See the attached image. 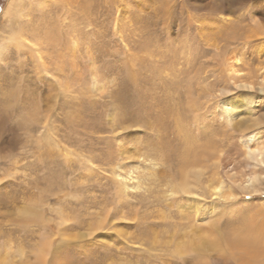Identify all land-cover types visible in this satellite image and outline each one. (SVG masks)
I'll use <instances>...</instances> for the list:
<instances>
[{"label":"rangeland","instance_id":"1","mask_svg":"<svg viewBox=\"0 0 264 264\" xmlns=\"http://www.w3.org/2000/svg\"><path fill=\"white\" fill-rule=\"evenodd\" d=\"M263 70L264 0H0V264H239Z\"/></svg>","mask_w":264,"mask_h":264},{"label":"bare ground","instance_id":"2","mask_svg":"<svg viewBox=\"0 0 264 264\" xmlns=\"http://www.w3.org/2000/svg\"><path fill=\"white\" fill-rule=\"evenodd\" d=\"M229 64H230L229 65L230 71H234L231 66V63ZM261 80L262 83L264 84V70L261 74ZM237 109H238V105L236 104L235 101H232L230 104H228V107L225 110L231 119V123L234 125H239L242 121V118L240 117V113H237ZM244 114L248 115V112H245ZM251 138L252 137H250V139ZM241 150L242 152L240 155L246 157L245 160H247L249 158H254L257 155L262 154L264 152V145L263 144L259 145L256 143L250 145L249 142L247 141L243 143ZM232 161L233 160H231L230 158H226L222 162L223 164L222 166L228 167L229 165L232 164ZM246 177L249 185L255 183L256 177L254 175H250L248 173L246 174ZM184 178L186 177L184 176ZM184 180L185 179H183L182 181ZM220 187L221 185H215V187H213V191L215 193L216 192L218 193ZM179 189L185 193H192L190 185L187 182L185 183L183 182L181 186H179ZM260 220L261 222L258 224L260 228L257 229V231L252 230L257 225V222L254 223L256 221L255 218H253L249 222H247V220L245 221V223H250L248 224L250 228H245L241 225H238L237 227L232 228V230L228 234L226 233L222 234L221 232L217 231L219 234H221V236L225 238V242H227L222 247L216 246V244L213 242H208V243L206 242L205 244L200 243L198 244V246L190 245V248L188 250H193L194 252L196 250H199L196 252L203 253L205 252V250H207V248L210 247L218 251L220 250V252L222 251L223 253L226 252L228 253V255H231L234 252V250H239L242 252L241 257H237L235 255L231 256V257H237L240 260L239 264H264V217ZM223 253L221 254L224 255Z\"/></svg>","mask_w":264,"mask_h":264},{"label":"snow or ice","instance_id":"3","mask_svg":"<svg viewBox=\"0 0 264 264\" xmlns=\"http://www.w3.org/2000/svg\"><path fill=\"white\" fill-rule=\"evenodd\" d=\"M261 163L264 164V159L261 160Z\"/></svg>","mask_w":264,"mask_h":264}]
</instances>
